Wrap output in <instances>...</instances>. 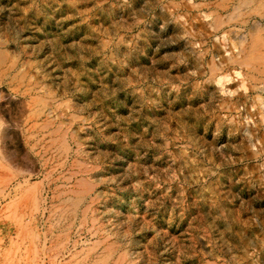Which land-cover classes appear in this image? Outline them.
Segmentation results:
<instances>
[{
	"label": "rangeland",
	"instance_id": "rangeland-1",
	"mask_svg": "<svg viewBox=\"0 0 264 264\" xmlns=\"http://www.w3.org/2000/svg\"><path fill=\"white\" fill-rule=\"evenodd\" d=\"M242 1L0 0V264H264Z\"/></svg>",
	"mask_w": 264,
	"mask_h": 264
},
{
	"label": "bare ground",
	"instance_id": "bare-ground-1",
	"mask_svg": "<svg viewBox=\"0 0 264 264\" xmlns=\"http://www.w3.org/2000/svg\"><path fill=\"white\" fill-rule=\"evenodd\" d=\"M254 1H255V0H243V1L241 2V5L252 4V3H254ZM217 23H218V22H217ZM259 38H260V37H259ZM259 38H258V39H259ZM263 42H264V41H263ZM257 45H260V43L257 44ZM255 47H257V46H255ZM256 49H259V48H256ZM250 51H251V50H250ZM249 55H250V54H249ZM249 55H248V56H249ZM259 55H260V54L258 53V56H259ZM249 57H250V56H249ZM254 57H255V56H254ZM256 57H257V55H256ZM257 58H258V57H257ZM259 58H260V56H259ZM255 59H256V58H255ZM244 60H245V64H246V60L249 61L250 59H244ZM256 60H257V59H256ZM248 61H247V62H248ZM251 61H252V59H251ZM251 61H250V63H252ZM253 61H254V59H253ZM258 61H259V60H258ZM260 61H261V60H260ZM261 62H262V61H261ZM261 62H260V63H261ZM253 63H254V62H253ZM258 63H259V62H258ZM249 65H250V64H249ZM251 65H252V64H251Z\"/></svg>",
	"mask_w": 264,
	"mask_h": 264
}]
</instances>
